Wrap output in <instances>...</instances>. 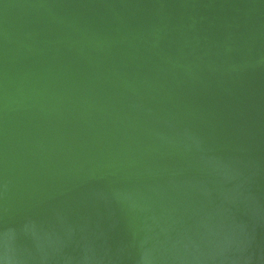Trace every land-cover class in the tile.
I'll return each mask as SVG.
<instances>
[{
	"label": "water",
	"instance_id": "water-1",
	"mask_svg": "<svg viewBox=\"0 0 264 264\" xmlns=\"http://www.w3.org/2000/svg\"><path fill=\"white\" fill-rule=\"evenodd\" d=\"M0 264H264V0H0Z\"/></svg>",
	"mask_w": 264,
	"mask_h": 264
}]
</instances>
